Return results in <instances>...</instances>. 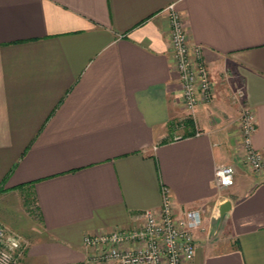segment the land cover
<instances>
[{"label": "crops", "instance_id": "crops-1", "mask_svg": "<svg viewBox=\"0 0 264 264\" xmlns=\"http://www.w3.org/2000/svg\"><path fill=\"white\" fill-rule=\"evenodd\" d=\"M172 11L214 81L193 111ZM244 108L262 149L264 0H0V195L29 190L39 214L19 264H111L85 235L140 226L164 187L177 215L206 210L186 264H264V173L243 160ZM227 164L235 182L219 188Z\"/></svg>", "mask_w": 264, "mask_h": 264}, {"label": "built area", "instance_id": "built-area-1", "mask_svg": "<svg viewBox=\"0 0 264 264\" xmlns=\"http://www.w3.org/2000/svg\"><path fill=\"white\" fill-rule=\"evenodd\" d=\"M172 57L179 70L186 108L193 111L202 101L212 97L214 81L204 60L200 46L191 45L185 23L179 13L171 12ZM241 101L245 97L242 87L234 94ZM239 124L244 145V163L254 172L264 173V148L253 145L256 130L255 114L244 108ZM235 166L221 165L216 170L215 183L219 188L235 182ZM218 210V209H217ZM204 207L185 209L175 213L174 199L168 187L163 188V202L158 209L143 212V223L135 228H114L87 233L85 245L94 249L92 259L111 264H186L194 258L196 243L194 232L202 226ZM217 216L219 211H216ZM214 216L215 219H218ZM29 242L16 232L0 225V264H19Z\"/></svg>", "mask_w": 264, "mask_h": 264}, {"label": "rangeland", "instance_id": "rangeland-1", "mask_svg": "<svg viewBox=\"0 0 264 264\" xmlns=\"http://www.w3.org/2000/svg\"><path fill=\"white\" fill-rule=\"evenodd\" d=\"M36 223H39V214L31 195L28 199L26 196L20 199L11 194L10 196L0 195V225L5 229L20 234L29 242L28 234L31 232L33 224Z\"/></svg>", "mask_w": 264, "mask_h": 264}, {"label": "water", "instance_id": "water-1", "mask_svg": "<svg viewBox=\"0 0 264 264\" xmlns=\"http://www.w3.org/2000/svg\"><path fill=\"white\" fill-rule=\"evenodd\" d=\"M232 208V202L230 200L225 201L219 206L220 216L223 217L227 212H229Z\"/></svg>", "mask_w": 264, "mask_h": 264}, {"label": "trees", "instance_id": "trees-1", "mask_svg": "<svg viewBox=\"0 0 264 264\" xmlns=\"http://www.w3.org/2000/svg\"><path fill=\"white\" fill-rule=\"evenodd\" d=\"M24 186H25V185H19L18 188L25 189ZM2 191H4V187L1 186V187H0V193H1ZM28 192H29V193H28ZM28 192L25 191L26 199H28L29 195L32 196V193H31L29 190H28ZM32 197H33V196H32Z\"/></svg>", "mask_w": 264, "mask_h": 264}]
</instances>
